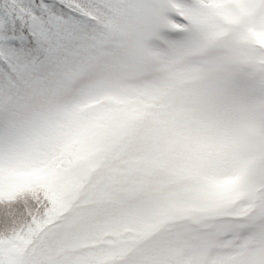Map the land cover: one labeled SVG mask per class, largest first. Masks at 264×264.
Masks as SVG:
<instances>
[{
	"label": "snow or ice",
	"instance_id": "6c2138e0",
	"mask_svg": "<svg viewBox=\"0 0 264 264\" xmlns=\"http://www.w3.org/2000/svg\"><path fill=\"white\" fill-rule=\"evenodd\" d=\"M0 264H264V0H0Z\"/></svg>",
	"mask_w": 264,
	"mask_h": 264
}]
</instances>
